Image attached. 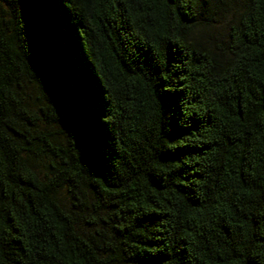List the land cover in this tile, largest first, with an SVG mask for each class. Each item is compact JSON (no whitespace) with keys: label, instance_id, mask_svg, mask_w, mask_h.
Returning a JSON list of instances; mask_svg holds the SVG:
<instances>
[{"label":"trees","instance_id":"1","mask_svg":"<svg viewBox=\"0 0 264 264\" xmlns=\"http://www.w3.org/2000/svg\"><path fill=\"white\" fill-rule=\"evenodd\" d=\"M0 264H264V0H0Z\"/></svg>","mask_w":264,"mask_h":264}]
</instances>
